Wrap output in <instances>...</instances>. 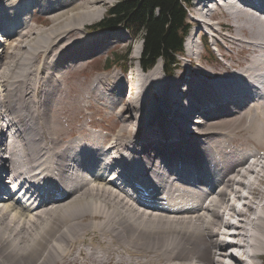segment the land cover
Returning <instances> with one entry per match:
<instances>
[{
	"label": "bare ground",
	"instance_id": "bare-ground-1",
	"mask_svg": "<svg viewBox=\"0 0 264 264\" xmlns=\"http://www.w3.org/2000/svg\"><path fill=\"white\" fill-rule=\"evenodd\" d=\"M80 1L0 0V31L5 29L2 35L16 32L8 37L10 48L21 50L4 60L10 43L4 39L0 45V178L8 170V192L0 197V264H47L55 256L68 264H80L70 249L88 243L100 246L90 251L91 264H225L224 258L228 264H258L264 255V212L256 213L248 224L244 220L251 214L248 212L264 181V151L260 150L264 148V12L253 10L258 7L256 0H231L220 7L213 3L211 8L201 6L205 0L197 3L194 18L198 30L190 24L196 34L192 36L193 31L186 44L190 57L186 61L195 68L175 82L158 78L160 66L142 77L150 87L159 82L168 86L157 104L135 98L142 103L135 107V101H126L128 95L123 94L127 85L118 74L108 79L101 78L106 74L95 77L84 91L112 108L120 104L123 125L110 137L94 130L97 132L85 139L64 132L67 121L63 114L70 95L59 89L57 103L51 105L53 118H47L53 96V88L47 85L54 83L55 61L62 65L72 61L76 68L78 59L102 54L109 45L102 42L110 36L99 38L84 28L104 16L106 8L91 17L90 5L97 0ZM36 7L50 13L55 23L61 21L60 25L48 28L45 34L29 24L20 27L23 23L17 16H30ZM66 7L71 8L60 10ZM222 9L233 21L230 40L253 54L240 70L230 66L234 71L227 68L225 73L205 70L196 63L201 56L194 39L203 41L211 36L224 57L225 46L218 41L221 29H227L219 14ZM76 30L83 33L78 44L71 43ZM119 34L112 36L126 38ZM36 35H43L42 39L35 40ZM89 38L99 42L86 47ZM210 56L215 57L213 53ZM175 84V93L168 94L170 85ZM27 87L33 88L35 98L28 95ZM17 89L21 90L18 98ZM135 89L141 93L144 87L137 85ZM86 95L81 93L73 102L80 107ZM200 111L205 113L194 121V131L183 134V126ZM148 118L152 119L145 125ZM133 121L135 135L142 131L137 144L129 140ZM154 124L158 128H150ZM204 125L208 128H202ZM12 128L15 132H9ZM158 131H163L164 141L155 146ZM175 138L184 145L173 147ZM250 140L256 142L254 147H249ZM125 142H131L133 150L122 144ZM133 178L143 180L151 189L142 198L141 190L135 192L143 204L113 182ZM21 191L29 193L26 203L21 200ZM237 197L243 203L237 202ZM2 201L12 202L4 205ZM221 208L229 209V219L234 215L240 219L225 225ZM63 242L66 247L57 257ZM245 248L248 255L242 251ZM85 253L81 250L79 255Z\"/></svg>",
	"mask_w": 264,
	"mask_h": 264
},
{
	"label": "rangeland",
	"instance_id": "rangeland-1",
	"mask_svg": "<svg viewBox=\"0 0 264 264\" xmlns=\"http://www.w3.org/2000/svg\"><path fill=\"white\" fill-rule=\"evenodd\" d=\"M43 1L47 2L49 0H43ZM82 1H84V0H82ZM118 1H120V0H97V2L94 5H90L89 10H91V12H92L91 13L92 15H90V16L91 17H93V16L95 17V15L98 14V11L100 9H102L103 7L106 8V12L104 14V16H105L106 13H107V10L111 6H113L115 3H117ZM74 2L81 3L80 0H74ZM194 5H195V3L192 4V7L190 8V11H189V14H188V24H189V26H190V24L196 25V29L198 30V28H197L198 25L195 23L196 19L194 20V18H193L195 16L194 10L196 11V8L193 7ZM71 7H66V8L60 9V10L61 11H67ZM60 10H58V12ZM223 11L224 10L222 9L221 12H219V14H220L222 20H224V25H225V27L227 29H225V30L221 29V33H220V35H218V37H219L218 41L219 42L221 41L222 44L225 46L224 49L222 48V54L225 57V58L224 57L222 58V61H220V59L218 58V56L220 57V55L218 53H216V51L219 52L218 46H217V44H215V46H214V39H211L212 37L210 35L209 36L211 38H209V37H207V38H208V41L211 43V45H210L211 51H213V53H215V56L218 58V60L220 62H217V61H215V62L205 61V59H204L205 54H203V52H201L202 49H201V45L199 44V40H198L199 38L196 37L194 39H195V43L197 44V48L199 50V55L201 56V61H196V63L198 62V64L204 65L206 67V68H204L205 70L225 73L226 71H228L227 68H229L230 72L234 71L232 68L230 69V66L236 67L237 71L240 70L242 68V65L244 66L253 54H252V52L244 50L242 45H240L239 43L232 42L230 40V36L234 35V26L232 25L233 21ZM44 12L45 11L42 10V7H39V8L36 7V8H34V10L32 12H30L31 19L28 18L27 14L23 18L17 16V19L21 20V21L19 20V22L23 23L22 25H19V26L20 27H25L27 24H29V25L35 27L36 31L38 29H40V30H42L44 32L43 34H45V31L48 28H50L52 26H57L58 27L60 25L61 21L55 23V21H53L52 18L50 17L51 14L47 13V12H45L46 14H44ZM33 16H36V18L33 17ZM102 16H100V17H102ZM104 16L101 19H100V17H98V19L95 22L86 24L84 28H85V30H86V28L89 30V34L90 35L97 34L99 36V38H103V36H105V35L110 36L107 39V41L102 42V44H104L106 42L109 43L108 47L107 48L105 47L106 50H104L102 54H98L97 56H94V57H92L90 59H87V58L78 59L77 62H79V63H78V66L76 68H73L71 66L72 61L65 62L64 65L60 64L58 61H55V65H54V69H53V73H55L54 74L55 80H54V83L50 82L47 85V87L49 89L53 88V96L50 99L51 104H50V108H49V111H48V115H47L48 117L47 118H49V117L53 118V111L51 109V105H52V103L54 104L55 101H57V99H58V89H59V90L63 91L62 92L63 94L68 95V96L70 95L69 96L70 104L67 105L68 108L66 107L67 109H66L65 113L63 114V119L67 121V122H64L63 130H64V132H66V131L73 132L74 136H82V138H84V139L87 138L88 134L93 133V132H97V131H99L101 133V135H103V136L104 135L105 136L108 135L110 137V136H112L113 133H114V135L118 134L119 131H120L121 126L123 125L122 117H121V115H119L120 113H118L120 111V107H122V106L120 104H118L117 106H119V107L112 108V106L110 104L108 105L104 101H97L94 96H92V98H91L90 94L87 91H84L85 88L88 87V84L92 83L94 78L99 76V75H105L106 74L105 76L101 77L103 79L110 78L111 74H113V73L118 74L121 78L123 77V72L120 71L119 68H117L116 66H114L112 68L107 67L108 60H111L112 62L114 61V64H118L115 61V54L119 55L120 58H124L125 55H128V58H127L128 62H126V63L129 64L128 66L132 67L133 74L139 73V70L141 68V63L139 62V58H140L141 53L143 51V43H142V40L139 39L141 37H139V38H134L133 37L132 39L119 40L116 37L112 36L113 34H110L109 32L107 33L105 31H94L93 28H91V26L93 27L95 24L99 23L104 18ZM5 17H7V16H5ZM32 17L34 18V20H32ZM9 18H10V16H9ZM212 19H216V18H212ZM208 21H210V19H208ZM214 21L215 20H212L210 22H214ZM37 22H39V23H37ZM42 23H44V24H42ZM218 27H220V26H218ZM196 29H195V31L193 33L192 32V28H189L188 32L189 33L192 32L193 33L192 36H194V34H196L195 33ZM4 30L5 29L1 30L0 33L1 34L4 33ZM15 34H16V32H13V34H11V35L8 34V33L2 35L3 39L0 40V45H4V42H2V40H4L5 38H6L5 41H6L7 45H8V43H10L8 45L9 49L3 54L5 56L4 60H6L8 58V56L14 57L15 53L21 52V50L17 49L16 51H14L12 48H10L11 42L9 41V38H11L10 36L15 35ZM74 35H75L74 36V40L71 41V43L75 42L76 44H78L77 40L81 36H83V33H82L81 30H79V31L76 30V34L74 33ZM17 36H18V34H17ZM42 36L43 35H41V36L36 35L35 40L42 39ZM28 38H30V36ZM28 38H26L25 40H27ZM97 42H99V41L96 40V38H89L88 39V43H90V44L86 45V47H89L90 45L94 46V44H97ZM73 46H74V48H76L78 45H73ZM184 49H185V47H184ZM23 50H26V47H24ZM12 51H13V54L11 53ZM186 52H187V49L184 50V54H186ZM186 57L190 58L188 56V53L186 54L185 59H184L183 56L178 57V62L179 63H178V68L176 69L175 74H174V79H173L174 82L175 81H179V76L186 75V73L188 75V71L190 69H192V68H195L194 66H191V65L188 64L189 62H188V59L186 61ZM196 60H198V58ZM81 61H88V62H81ZM221 62H226L227 65H225V64H223ZM156 66L157 67L160 66V68H161V66H163L162 60H159L157 62V64H156ZM108 68H110V69H108ZM181 70H182V72H181ZM162 75H163V73L160 71L159 76L161 78H162ZM125 76L127 77L126 78V80H127V84H126L127 85V89H125V92H124L125 94H123V95H128V97H127V100H126V96H125L124 99L126 101H128V102L129 101L130 102H134L137 99H135V97L131 93H129V88H128V79H129L128 77H131L130 73H127V75H125ZM154 82H152V83H154ZM109 83L112 84V82H110V81H109ZM125 83H126V81H125ZM176 85L178 86V84L171 85V87H172L171 88L172 89L171 92L176 91V88H177ZM40 89H41V87H40ZM26 90H27V93L30 91V93H28V95L31 98H35L37 96V94L33 93V88L29 89V87H27ZM20 91L21 90H18V89L15 91V95H16L17 98H18V95L21 93ZM180 91L182 92V88L180 89ZM81 93L85 94V95L88 94V95H86L87 96V98H86L87 101L86 100L82 101L81 102V106L78 107V103L76 104L73 101H74V98L75 99H79V96L81 95ZM146 99H148V100L151 99L150 101H153L156 104L158 102L162 101L161 97L156 95V94L147 96ZM239 101H242V100H239ZM243 101H244V99H243ZM137 102L135 101V103H136L135 107H140L138 105L139 103H137ZM90 104L92 106H90ZM230 105L231 106H236V104H234V103H231ZM202 106H206V105H202ZM197 108H199V107H197ZM201 112H203V111H200V113ZM20 113H21V110H20ZM196 114H197L196 112L194 114H192L190 120L186 123V125H184V126L182 125L183 129L185 128L187 130L188 128L194 126L195 119H197L199 117V116L196 117ZM6 115H7V113H6ZM82 116H83L84 119L82 118ZM158 116L160 117V116H162V114H158ZM210 118L213 120L212 117H210ZM149 119H152V118H148L147 121L145 122V125L148 123ZM32 121L33 122H37V120L33 119V117H32ZM94 123L96 124L97 129H96L95 126H93ZM132 123H133V129L134 130L132 132V138L129 139V140H131V142L134 141V139L136 138V135H135L134 132H135V129L137 128L134 125V121ZM163 126H165V125H163ZM82 128L85 129V131L81 133L80 130ZM202 128L206 129L208 127L206 125H204V126H202ZM9 130H8L9 132H11V131L15 132L16 129L12 128V129H9ZM94 130H97V131H94ZM161 132H163V131H158L157 135L154 137L155 146L158 145L160 142L164 141V139L160 135ZM82 134H85V137ZM108 136H107V139H108ZM177 140L178 139H176V138L173 140V143H172L173 147H175L176 145L178 146V144H180L182 146L184 145V144L180 143ZM122 141L124 142L123 139H122ZM0 142H2L1 138H0ZM255 143L256 142L250 140L249 147L251 148V145H252V147H254ZM122 144L123 145L124 144L127 145L126 142L122 143ZM260 150L264 151V148H261ZM188 152L189 151H187V153ZM257 155H261V154H257ZM253 159H257V157H255V158L253 157ZM231 175H234V173H232ZM262 183L263 184L261 186V190H258L259 192L254 197V199H255L254 206L248 212V213H251V214H249L248 219L244 218V220H246V224H248L251 221V219L256 215V213L257 214H259V213L263 214V212H264V210L261 209V207L264 204V181ZM232 187L236 188L238 186H232ZM229 198H231V197H229ZM257 198H259V199H257ZM237 199H238V197H237ZM229 200L230 199H227V201H229ZM232 201L234 202V200H232ZM11 202L12 201H8L6 203V202L2 201V203L4 205H7V204H9ZM237 202L243 203V200H239ZM255 204H256V206H255ZM221 209H224V208H221ZM148 211H152L153 212L155 210H153V209L149 210L148 209ZM263 217H264V214H263ZM87 239H88V236H87ZM63 243H64V244H62L63 250L60 253H57V255H58L57 257H59V255H61L64 252V249L66 247V243L65 242H63ZM98 247L100 248V246L98 244H94V243H90L89 244L88 243V244H83L81 246H78L76 248H71L70 252L76 258L78 256V258H77L78 259L77 260L78 263H80V264H91L92 262L90 260L89 253H90V251H96L98 249ZM81 250H84L86 252L85 255L82 256V257H81V255H79ZM223 252H225V251H220L219 253H223ZM115 253L116 252H114V254ZM218 254L215 255V258L216 257L218 258V256L220 255V254L219 255ZM115 256H118V254L116 253ZM55 258H56V256L53 259L49 260L48 263L47 262L46 263L50 264V262L53 260L51 262L52 264H68V262H67L68 260H65V259L61 260L60 258H56V259ZM217 258H216V260H217ZM224 260H227V259L224 258ZM259 260H261V259L259 258ZM259 260H258V264H261V262ZM39 262H41V261H39ZM225 264H228V261Z\"/></svg>",
	"mask_w": 264,
	"mask_h": 264
},
{
	"label": "trees",
	"instance_id": "trees-1",
	"mask_svg": "<svg viewBox=\"0 0 264 264\" xmlns=\"http://www.w3.org/2000/svg\"><path fill=\"white\" fill-rule=\"evenodd\" d=\"M191 0H120L107 10L105 17L93 26L96 30L126 29L143 42L140 58L144 68H151L159 60L172 72L177 66V54L183 49L187 34L188 13ZM128 55L115 54L116 65L127 67ZM126 63V64H125ZM120 64V65H119ZM125 65V66H123ZM114 61L108 60L112 68Z\"/></svg>",
	"mask_w": 264,
	"mask_h": 264
}]
</instances>
